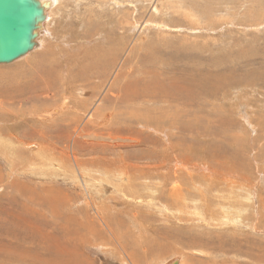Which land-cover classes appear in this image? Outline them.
Returning a JSON list of instances; mask_svg holds the SVG:
<instances>
[{
	"label": "rangeland",
	"instance_id": "obj_1",
	"mask_svg": "<svg viewBox=\"0 0 264 264\" xmlns=\"http://www.w3.org/2000/svg\"><path fill=\"white\" fill-rule=\"evenodd\" d=\"M173 1L169 8L158 0L154 15V0H55L37 48L0 64V264H264V0ZM191 10V25L174 15ZM85 65L92 68L81 79ZM39 69L54 79L38 77ZM156 70L205 79V92ZM111 84L122 93L117 102L108 97ZM162 84L179 97L144 94L152 85L162 92ZM98 108L111 113L105 129L93 121ZM96 135L111 145L96 144ZM115 157L151 187L166 168L167 185L141 197L130 193L143 189L135 181L121 190L96 186ZM94 169L100 174L87 175ZM220 204L229 213L222 221L214 218ZM201 215L205 223L193 221Z\"/></svg>",
	"mask_w": 264,
	"mask_h": 264
},
{
	"label": "bare ground",
	"instance_id": "obj_2",
	"mask_svg": "<svg viewBox=\"0 0 264 264\" xmlns=\"http://www.w3.org/2000/svg\"><path fill=\"white\" fill-rule=\"evenodd\" d=\"M40 2H48L49 3V5L44 9V13H45V18H44V20L42 21V22H44V23H46V18H47V16L49 15V11L53 8V5H54V3H55V0H39ZM101 1V0H100ZM97 2H98V0H97ZM104 2V1H103ZM102 3V2H101ZM100 3V4H101ZM105 3V2H104ZM108 3V2H107ZM175 3V1H173V0H169V8H171L172 6H173V4ZM182 5H186V4H184V3H182V2H180ZM103 4V3H102ZM106 4V3H105ZM159 2H158V0H154V2H153V4L151 5V8H150V11H151V13L152 14H154V15H158V14H160L159 13V11H160V9H159ZM243 4V3H242ZM257 4V3H256ZM259 4V3H258ZM75 6V5H74ZM78 6V5H77ZM161 6V5H160ZM180 6V5H179ZM236 6V5H235ZM56 7V6H55ZM247 7V6H246ZM257 7V6H256ZM239 8V7H238ZM72 9V8H71ZM241 9V8H240ZM244 9V8H243ZM165 11V10H164ZM116 12V11H115ZM56 13H57V11H56ZM198 14H199V12H197ZM234 13V12H233ZM62 14V13H61ZM165 14L166 15H168L169 14V12H168V14L165 12ZM165 14H163L164 15V17H165ZM55 15V14H54ZM96 15V14H95ZM122 15V14H121ZM162 15V14H161ZM160 15V16H161ZM174 15H176V17L177 16H183V17H186V19H187V21H188V25H191L190 24V22L191 23H193L194 21L196 22V20H194L193 18L191 19V17H193V15H194V12H193V10H191V12L190 11H187V12H185V14H180V13H176V14H174ZM214 15V14H213ZM216 15V14H215ZM119 16V15H118ZM124 16V15H123ZM200 17H201V15H199ZM49 17V16H48ZM163 17V16H162ZM167 17V16H166ZM165 17V18H166ZM172 17V16H171ZM170 17V18H171ZM199 17V18H200ZM209 17V16H208ZM231 17V16H230ZM152 18V17H151ZM182 18V17H181ZM219 18V17H218ZM217 18V19H218ZM229 18V17H228ZM49 19V18H48ZM124 19V18H123ZM196 19V18H195ZM209 19H211V18H209ZM214 19V18H213ZM217 19H216V21H217ZM57 20V19H56ZM101 20V19H100ZM102 20H103V18H102ZM201 20H203V19H201ZM200 20V21H201ZM225 20H228V19H225ZM79 21V20H78ZM146 21H147V19H146ZM170 21V20H169ZM168 21V22H169ZM178 21V20H177ZM198 21V20H197ZM200 21H199V25H201L200 24ZM205 22H206V18H205V20H204ZM213 21V20H212ZM223 21V20H222ZM42 22H41V24H42ZM80 22V21H79ZM121 22V21H120ZM173 22V21H172ZM185 24H186V20H184L183 21ZM215 22V21H214ZM136 23V22H135ZM164 23V22H163ZM201 23H202V21H201ZM213 23V22H212ZM231 23V22H230ZM47 24V23H46ZM83 24V23H82ZM145 24V23H144ZM170 24V23H169ZM215 24V23H214ZM221 24V23H220ZM227 24V23H226ZM235 24V23H234ZM136 25V24H135ZM134 25V26H135ZM164 26H167L168 28H169V25H167L166 23L165 24H163ZM171 25V24H170ZM198 25V26H199ZM207 25V24H206ZM40 26H43V24L42 25H40ZM98 26V25H97ZM139 26V25H138ZM164 26H161V30H163L162 28H165ZM172 26H174L175 27V25H172ZM185 26V25H184ZM196 27V28H198L199 29V27ZM209 26V25H208ZM227 26V25H226ZM232 26V25H231ZM101 27V26H100ZM152 27V26H151ZM195 27V26H194ZM193 27V28H194ZM225 27V26H224ZM133 28V27H132ZM136 28H138V27H135V29ZM144 28V27H143ZM142 28V29H143ZM146 28V27H145ZM155 28H158V27H155ZM178 28V27H177ZM193 28L192 27H189L188 26V30H193ZM196 28H194V29H196ZM218 28V27H217ZM134 29V28H133ZM160 29V28H159ZM166 29V28H165ZM186 29V28H185ZM209 29H210V27H209ZM44 30V29H43ZM187 30V29H186ZM208 30V29H207ZM211 30V29H210ZM222 30V29H221ZM67 31V30H66ZM96 31V30H95ZM94 31V32H95ZM102 31V30H101ZM136 31V30H135ZM140 31V30H139ZM155 31V30H154ZM157 31V30H156ZM160 30H158V32H159ZM177 31V30H176ZM175 31V32H176ZM179 31V30H178ZM182 31V30H181ZM203 31H205V30H203ZM203 31H202V34H203ZM60 32V31H59ZM119 32V31H118ZM161 32V31H160ZM223 32V31H222ZM102 33V32H101ZM120 33V32H119ZM147 33V32H146ZM157 33V32H156ZM173 33V32H172ZM182 33V32H181ZM185 33H187V31H185ZM40 34H41V31H37V36L35 37V45L33 46V48L32 49H36L37 48V41L41 38L40 37ZM59 34V33H58ZM71 34V33H70ZM105 34V33H104ZM206 34V33H205ZM72 35V34H71ZM178 35H179V33H178ZM184 35V34H183ZM185 36V35H184ZM183 36V37H184ZM189 36V35H188ZM191 36V35H190ZM193 36V35H192ZM196 36V35H195ZM219 36V35H218ZM92 37V36H91ZM106 37V36H105ZM127 37H129V36H127ZM126 37V38H127ZM208 37V36H207ZM214 37V36H213ZM123 38V37H122ZM121 38V39H122ZM105 39V38H104ZM120 39V38H119ZM168 39V38H167ZM186 39V38H185ZM99 40V39H98ZM123 40V39H122ZM222 40V39H221ZM41 41V40H40ZM202 41H203V39H202ZM206 41V40H205ZM94 42V41H93ZM101 42H103V41H101ZM146 42H144V44H145ZM168 43V42H167ZM40 44H38V46H39ZM101 45H102V43H101ZM103 45H104V43H103ZM124 46H125V44H123ZM146 45V44H145ZM41 46V45H40ZM107 47V46H106ZM121 47V46H120ZM142 47V46H141ZM184 47V46H183ZM197 47H199V46H197ZM208 47V46H207ZM45 48V47H44ZM58 48V47H57ZM87 49V48H86ZM85 49V50H86ZM88 49H90V48H88ZM114 49V48H113ZM183 49V48H182ZM76 50V49H75ZM118 50V49H117ZM120 50V49H119ZM118 50V51H119ZM204 50V49H203ZM73 51V50H72ZM91 51V50H90ZM97 52H98V50H96ZM115 51V50H114ZM186 51V50H185ZM210 51V50H209ZM31 52V50L29 51V52H27L26 54H24L23 56H26L27 54H29ZM66 52V51H65ZM77 52H78V50H77ZM74 53V52H73ZM94 54H95V52H93ZM108 53V52H107ZM71 54V53H70ZM97 54V53H96ZM99 54H101V53H98V55ZM202 54V53H201ZM38 55V54H37ZM80 55V54H79ZM84 55V54H83ZM82 55V56H83ZM89 55V54H88ZM183 55V54H182ZM186 55V54H185ZM204 55V54H203ZM207 55V54H206ZM23 56H21L20 58H23ZM56 56V55H55ZM102 56V55H101ZM40 57H42V56H40ZM39 57V59H41ZM58 57V56H57ZM85 57H86V54H85ZM85 57H83V58H81V60H83V59H85ZM60 58V57H59ZM87 58V57H86ZM98 58V57H97ZM100 58V57H99ZM19 59V58H18ZM74 59V58H73ZM88 59V58H87ZM116 59V58H115ZM118 59V58H117ZM125 59V58H124ZM123 59V60H124ZM208 59V58H207ZM42 60H44V57L42 58ZM58 60V59H57ZM61 60V58L59 59V61ZM90 60V59H89ZM100 60V59H99ZM114 60V59H113ZM126 60V59H125ZM54 61V60H53ZM66 61V60H65ZM212 61V60H211ZM219 61V60H218ZM43 62V61H42ZM72 62V61H71ZM81 62V61H80ZM114 62V61H113ZM217 62V61H216ZM85 63V62H84ZM44 64H46V65H51L52 64V62H51V60L48 58V60H46V63L44 62ZM71 64V63H70ZM101 64V63H100ZM196 64V63H195ZM199 64V63H198ZM54 65V64H53ZM52 65V66H53ZM63 65V64H62ZM81 65V64H80ZM192 65V64H191ZM217 65V64H216ZM32 66H33V64H32ZM34 66L38 69L39 68V66H41V64H39L38 63V60L35 62V64H34ZM33 66V67H34ZM77 66V65H76ZM75 66V67H76ZM94 67H93V69L94 70H99L100 69V67L101 66H99L98 67V64L97 65H93ZM138 67H140L139 65H137ZM197 66V65H196ZM106 67L107 66H105V67H101V69H100V71L102 72L103 70H102V68L105 70L106 69ZM193 67V66H192ZM231 67V66H230ZM82 68V67H81ZM90 68H92V66H90ZM89 68V66L88 65H85L82 69H79V70H81V71H79V75H78V77L79 78H85L84 77V72H88L87 70H89L90 69ZM137 68V67H136ZM189 68V67H188ZM200 68V67H199ZM64 69H66V68H64ZM68 69V68H67ZM73 69V68H72ZM71 69V70H72ZM85 69V70H84ZM133 69V68H132ZM190 69V68H189ZM195 69V68H194ZM49 70V69H48ZM52 70V69H51ZM63 70V69H62ZM74 70H75V68H74ZM77 70V69H76ZM133 70H135V69H133ZM139 70V69H138ZM137 70V71H138ZM54 71H55V73H56V67H55V69H54ZM67 71V70H66ZM82 71H84V72H82ZM108 71V70H107ZM126 71V70H125ZM153 71V70H152ZM39 74H38V77L39 76H45V75H47V76H52V77H48L47 79L48 80H50L51 78H52V80L54 79L53 78V74H52V72L49 70V72H43V75H42V73H41V70L39 69ZM76 72V71H75ZM78 72V71H77ZM105 72H106V70H105ZM109 72V71H108ZM123 72V71H122ZM134 72V71H133ZM145 72H148L147 70L145 71ZM154 72V71H153ZM153 72H151V73H153ZM185 73L187 72V69H186V71H184ZM188 72H189V70H188ZM190 72H192L191 70H190ZM198 72V71H197ZM200 72V71H199ZM54 73V72H53ZM69 73V72H68ZM97 73H99V71L97 72ZM96 73V71H95V74H97ZM117 74H118V72H116ZM120 73V72H119ZM132 73V72H131ZM130 73V74H131ZM143 73H144V71H143ZM160 74L159 76H161V77H168V78H171L172 77V80L173 81H179L178 83L179 84H182L183 82H185L186 83V80L188 79V82H189V84H190V87H188L189 89H191V88H198V89H203L201 92H205L204 91V89H205V86H204V81H205V79L203 80H199V79H193L192 78V75H191V77L188 75V77H185V75H181L180 73H179V76H181V77H175L174 79H173V77L175 76V75H177L178 74V72L176 73V72H173V71H160V70H156V75L155 76H157L158 74ZM194 73H195V71H194ZM61 74V73H60ZM74 74V73H73ZM101 74V73H100ZM115 73H113V75H114ZM122 74V73H121ZM120 74V75H121ZM129 74V73H128ZM148 74H149V72H148ZM187 74V73H186ZM191 74V73H190ZM228 74V73H227ZM65 75V74H64ZM103 75V74H102ZM119 75V80H120V78L122 77V76H120ZM123 75H124V73H123ZM125 75H126V73H125ZM146 75V74H145ZM201 75H203V74H201ZM234 75V74H233ZM74 76H75V74H74ZM73 76V77H74ZM101 76V75H100ZM154 76V77H155ZM194 76V75H193ZM197 77H198V75H196ZM200 76V75H199ZM216 76V75H215ZM232 76V75H231ZM136 77V76H135ZM148 77V76H147ZM153 77V76H152ZM158 77V76H157ZM92 78V77H91ZM104 78H108V75L106 76V77H104ZM116 77L114 76L113 77V79H115ZM117 78V79H118ZM142 78V77H141ZM198 78H200V77H198ZM204 78V77H203ZM221 78V77H220ZM74 79V78H73ZM100 79V78H99ZM110 79V78H109ZM129 79V78H128ZM17 80V79H16ZM88 80V79H87ZM108 80V79H107ZM106 80V81H107ZM116 80V79H115ZM155 80V79H154ZM157 80H158V78H157ZM221 80H222V78H221ZM102 81H105V80H102ZM112 81H114V80H112ZM145 81V80H144ZM144 81H142V82H144ZM148 81V80H147ZM153 81V80H152ZM151 80L149 81V82H152ZM13 82V81H12ZM100 82V81H99ZM116 82V81H115ZM119 82V81H118ZM118 82L117 83H115V84H118ZM140 82V81H139ZM149 82H146L147 84H146V86L147 85H149V84H152V83H149ZM154 83L153 84H159L160 82H158V83H155L156 82V80L155 81H153ZM221 82V81H220ZM15 83V82H14ZM141 83V82H140ZM12 84V83H11ZM74 84V83H73ZM104 84V83H103ZM115 84H113V87H112V84L110 85L111 86V88L109 89L110 90V92L109 91H107V92H109V93H107L106 91H105V94L107 93V94H109V98L110 99H114V101H116V100H118L119 101V98H120V96H121V98H122V93H121V91H120V94L121 95H118L117 93H112L111 92V89H115L116 87H115ZM124 84H126V83H124ZM142 84V83H141ZM143 84H145V83H143ZM227 84V83H226ZM97 85H98V83H97ZM96 85V86H97ZM127 85V84H126ZM165 86H166V84H164ZM106 86V85H105ZM109 86V87H110ZM121 86V85H120ZM120 86H119V88H120ZM151 86V85H150ZM153 86H157V85H152L151 87H153ZM165 86H163V84H162V88L161 89H164L162 92H160V93H157L158 91H156V89H155V91H156V94H151L150 92L152 91V92H155V91H153V89L150 91L149 89H148V91H150V92H148L145 88H144V94L147 96V97H149V98H151V99H153V100H157V101H161L160 100V97L161 96H163V95H165V97H167V98H170V97H172L174 100L177 98V97H179V95L177 96H174V89H173V93H172V87H169V85H167L166 87ZM216 86V85H215ZM92 88V87H91ZM90 88V89H91ZM102 88V87H101ZM211 88H213V86H211ZM93 89V88H92ZM118 89V88H117ZM106 90H108V89H106ZM136 90V89H135ZM158 90V89H157ZM97 92V91H96ZM128 92V91H127ZM193 92H194V90H193ZM197 92V91H196ZM125 95H126V93L125 92H123ZM195 93V92H194ZM215 93V92H214ZM72 94V93H71ZM100 94V93H99ZM102 94V93H101ZM137 94V93H136ZM203 94H206V93H203ZM187 95H188V93H187ZM196 95H197V93H196ZM71 96V95H70ZM129 96V95H128ZM87 97V96H86ZM100 97V96H99ZM107 97V96H106ZM126 97V96H125ZM124 97V98H125ZM207 97V96H206ZM214 96H212L211 98H213ZM231 97V96H230ZM98 98V97H97ZM135 98H138V96H135ZM188 98V97H187ZM91 99V98H90ZM105 99H107V98H105ZM127 99V98H126ZM125 99V100H126ZM138 100V99H137ZM183 100V99H182ZM213 100H214V98H213ZM98 101V100H97ZM113 101V102H114ZM120 101H121V99H120ZM248 101V100H247ZM253 101V100H252ZM264 101V100H263ZM70 102V101H69ZM89 102V101H88ZM117 102V101H116ZM84 103V102H83ZM115 103V102H114ZM175 103V102H174ZM263 103V102H262ZM66 104V100L64 101V104L62 105V107L64 106ZM111 104V103H110ZM113 104V103H112ZM120 104H122V103H120ZM221 104V103H220ZM1 105V104H0ZM70 105V104H69ZM233 105V104H232ZM247 105V104H246ZM74 106V105H73ZM114 106H116L115 104H114ZM177 106H180V105H177ZM6 107V106H5ZM70 107V106H69ZM89 107V106H88ZM119 107H121V106H119ZM122 107H124V105L122 106ZM121 107V108H122ZM59 108H61V106H58V107H55L54 109H53V107H52V110H49L50 111V114H54L55 112H59L60 111V109ZM72 108V107H71ZM117 108V107H116ZM125 108V107H124ZM115 109V108H114ZM118 109V108H117ZM116 109V110H117ZM120 109V108H119ZM118 109V110H119ZM221 109V108H220ZM48 110V109H47ZM73 110V109H72ZM102 109H99L98 108V110L96 109H94L93 110V112L91 113L92 115H95L96 114V116H93L92 118H93V121L95 122V124H99L100 125V127H99V129H105L106 127H108L109 125H110V119H111V113H109V114H106L105 112H103V111H101ZM104 110V109H103ZM115 110V111H116ZM225 110V109H224ZM63 111V110H62ZM69 111V110H68ZM83 111V110H82ZM221 111V110H220ZM45 112H48V111H45ZM77 112V111H76ZM121 112V111H120ZM247 113V112H246ZM89 115V116H92V115ZM113 114V113H112ZM68 115H70V114H68ZM76 115V114H75ZM44 116H46V115H44ZM48 116V115H47ZM71 116V115H70ZM114 116V115H113ZM219 116V115H218ZM240 116V115H239ZM49 117V116H48ZM124 117V116H123ZM130 118H131V116H130ZM70 119H71V117H70ZM206 119V118H205ZM77 120H78V117H77ZM99 120V121H98ZM3 121V120H2ZM92 121V120H91ZM78 122H79V120H78ZM210 123V122H209ZM148 125V124H147ZM252 125V124H251ZM12 126V125H11ZM211 126H212V123H211ZM214 126V125H213ZM54 127H56L57 128V125H55ZM85 127V126H84ZM172 127V126H171ZM76 129V128H75ZM145 129V128H144ZM156 130L158 129V128H155ZM256 129V128H255ZM118 130H120V129H118ZM65 131H66V129H65ZM83 131V130H82ZM107 131H109V130H107ZM194 131V130H193ZM17 132V131H16ZM81 132V131H80ZM180 132H182V131H180ZM82 133H84V132H82ZM168 133V132H167ZM90 134V133H89ZM81 135H83V134H81ZM85 135V134H84ZM83 135V136H84ZM87 135V134H86ZM85 135V136H86ZM169 135V134H168ZM172 135V134H171ZM15 136H16V134H15ZM90 136V135H89ZM169 137V136H168ZM214 137V136H213ZM85 138H87V137H85ZM96 140L94 141V142H96V144H99L100 146H102V145H105L106 147L109 145H111V142H108L107 140L106 141H104L103 139H104V137L103 136H99V135H96L95 137H94ZM93 138V139H94ZM97 139H99V140H97ZM169 139V138H168ZM89 140H91V139H89ZM109 140V139H108ZM124 142H127V141H129V139H124L123 140ZM80 143V142H79ZM91 143V142H90ZM20 144V143H19ZM45 144H48V143H45ZM92 144V143H91ZM94 144V143H93ZM50 145V144H49ZM168 145V144H167ZM15 146V145H14ZM20 146V145H19ZM34 146V145H33ZM36 146V145H35ZM53 146V145H52ZM55 146V145H54ZM108 146V147H109ZM170 146H172V145H170ZM169 146V147H170ZM64 147V146H63ZM178 147V146H177ZM180 147H181V145H180ZM59 148V147H58ZM173 148V147H172ZM179 148V147H178ZM61 149V148H60ZM64 149V148H63ZM58 151V150H57ZM64 150H62V152H63ZM203 151V150H202ZM39 152V151H38ZM37 152V153H38ZM46 152V151H45ZM51 152H53L52 151V149H51ZM61 152V151H60ZM101 152H102V150H101ZM172 152V151H171ZM204 152V151H203ZM36 153V154H37ZM40 153V152H39ZM64 153V152H63ZM66 153V152H65ZM73 153V152H72ZM173 153V152H172ZM74 154V153H73ZM65 155L66 154H59V158L60 159H62V156H64L65 157ZM72 156H74V155H72ZM71 156V157H72ZM78 156V158H80L79 157V155H77ZM89 156V155H88ZM145 156V155H144ZM89 157H91V155L89 156ZM93 157H94V155H93ZM97 158H101V156H97ZM97 158H95V159H97ZM173 158V157H172ZM94 159V160H95ZM71 160H73V159H71ZM102 160V159H101ZM111 160V163H109V164H107V170H108V176H106V178H105V180H99V185H97L96 184V186H101V187H103V188H105V186L107 187V188H109V189H111L113 186H117L118 187V190H121L123 187H129L130 185H128L129 183H132V181H135V182H137V184L138 185H141V186H139V187H143V189H133L130 193H133V194H135V195H139L140 197L141 196H144V195H142V193H148V194H150L151 196L154 194V191H159V187H162L163 185H167V180H169L168 179V177H167V175H169V173H166L165 171H166V168L165 169H158V170H156V172H158L159 173V175H160V180L158 181V182H151L152 183V185H155V186H159V187H151V185H149V183H150V181L148 180V179H146L145 178V176H139V177H136V176H134V170H132L133 169V167H132V165L131 164H129V163H127L126 161L127 160H125V159H122V160H118L116 157L115 158H113V159H109L108 161H110ZM184 160V159H183ZM99 161V160H98ZM105 162L107 161V159L106 160H104ZM104 161H102V162H104ZM101 162V161H100ZM119 162H121L123 165H124V167H120L119 166ZM97 163V162H96ZM101 165V164H100ZM121 165V164H120ZM203 165V164H202ZM78 167V166H77ZM98 168V167H97ZM79 169V168H78ZM100 168H98L97 170H99ZM131 169V171H129ZM157 169V168H156ZM84 170V169H83ZM97 170H95L94 169V171H91V172H88L87 173V175H92V173L93 172H96V173H98V171ZM162 170L164 171V174H163V172H162ZM76 171V170H75ZM78 171V170H77ZM71 172V171H70ZM168 172V171H167ZM78 173V172H77ZM81 174V172L79 171V175ZM98 174H100V173H98ZM78 175V174H77ZM86 174H85V176H84V179H85V181H87L86 179H90V177L89 176H87ZM179 175H181V174H179ZM189 174H187V176H188ZM183 176V175H182ZM170 178V177H169ZM183 178V177H182ZM185 178V177H184ZM177 179H178V177H177ZM177 179H176V175L175 176H172L171 175V180H173V182H174V184H172V185H174L175 187H177V188H179V186H180V184L179 183H175V180L177 181ZM170 180V182H172ZM179 180V179H178ZM184 180V179H183ZM93 181H95L96 182V179H95V177H93L92 179H91V182H93ZM149 181V182H148ZM186 182H187V184H189L188 183V179L187 180H185ZM172 182V183H173ZM178 182V181H177ZM122 183H126V185H123ZM186 184V183H185ZM128 185V186H127ZM132 185V184H131ZM92 186V185H91ZM90 186V187H91ZM187 187V186H186ZM93 190V189H92ZM154 190V191H153ZM124 192H126V189H124L123 190ZM178 194H180V193H178ZM217 195H219V194H217ZM217 195H216V197H217ZM151 196H149L148 198H150ZM219 197V196H218ZM146 198V197H145ZM220 198H223V197H221L220 196ZM113 208V207H112ZM173 207L172 206H169L168 207V209L170 210V209H172ZM208 209H209V207H208ZM219 209H220V214H218V215H216V217H214L216 220H220V221H222V219L224 220V215H228L229 213L227 212V211H225L224 209H223V204H220L219 205ZM178 210V209H177ZM206 216V215H205ZM205 216H203L202 217V215L199 217V218H197V219H194V218H192L193 219V221H195V222H198V223H202V222H204V221H207V218L205 217ZM174 217H177L178 219H181V218H179L176 214H174ZM186 221L188 220V221H190L189 220V218L188 219H185ZM130 222H132V223H134V224H136V221L135 220H133V219H131V220H129ZM184 221V220H183ZM205 223V222H204ZM208 224V223H207ZM210 224V223H209ZM203 227V226H202ZM206 228V227H205ZM207 228H209V227H207ZM208 230H210V229H208ZM140 234L141 235H143L144 233L143 232H140ZM147 234V233H146ZM151 243H152V246H154L155 244H154V241H152V242H150V244H149V246H151ZM157 244V243H156ZM61 245L62 246H66V244H64V243H61ZM123 248V247H122ZM113 249V248H112ZM112 249H110V248H108V250L106 249V251H110V252H112ZM154 249V248H153ZM153 249H151L152 251H153ZM121 251V250H120ZM154 252V251H153ZM106 253V252H105ZM114 253H115V249H114ZM124 254L123 255H121V258H125V259H127L126 258V255H127V249H125V251L123 252ZM156 254V253H155ZM74 255V254H73ZM123 256V257H122ZM74 257V256H73ZM72 258V257H71ZM120 258V257H119ZM123 262H124V264H129V261H128V259H127V261L128 262H125L124 261V259H121ZM88 262V261H87ZM170 262V261H169ZM181 263V261L179 260V259H175V260H173L172 262H170L169 264H180ZM76 264V263H75ZM88 264V263H87ZM130 264H131V262H130Z\"/></svg>",
	"mask_w": 264,
	"mask_h": 264
},
{
	"label": "water",
	"instance_id": "obj_3",
	"mask_svg": "<svg viewBox=\"0 0 264 264\" xmlns=\"http://www.w3.org/2000/svg\"><path fill=\"white\" fill-rule=\"evenodd\" d=\"M48 5L39 0H0V64L32 50Z\"/></svg>",
	"mask_w": 264,
	"mask_h": 264
},
{
	"label": "crops",
	"instance_id": "obj_4",
	"mask_svg": "<svg viewBox=\"0 0 264 264\" xmlns=\"http://www.w3.org/2000/svg\"><path fill=\"white\" fill-rule=\"evenodd\" d=\"M31 190V189H30ZM26 192V191H25ZM28 194H30V192L28 193ZM29 198H30V196H28ZM74 254H75V251H74Z\"/></svg>",
	"mask_w": 264,
	"mask_h": 264
}]
</instances>
